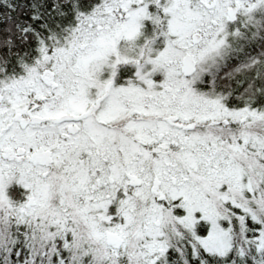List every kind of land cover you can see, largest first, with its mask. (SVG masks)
I'll use <instances>...</instances> for the list:
<instances>
[{
	"label": "snow or ice",
	"instance_id": "6c2138e0",
	"mask_svg": "<svg viewBox=\"0 0 264 264\" xmlns=\"http://www.w3.org/2000/svg\"><path fill=\"white\" fill-rule=\"evenodd\" d=\"M0 264H264V0H0Z\"/></svg>",
	"mask_w": 264,
	"mask_h": 264
}]
</instances>
